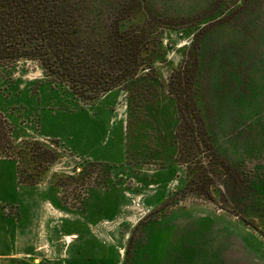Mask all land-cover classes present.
Segmentation results:
<instances>
[{"label":"rangeland","instance_id":"1","mask_svg":"<svg viewBox=\"0 0 264 264\" xmlns=\"http://www.w3.org/2000/svg\"><path fill=\"white\" fill-rule=\"evenodd\" d=\"M67 4L141 65L88 99L0 63V264H264V0Z\"/></svg>","mask_w":264,"mask_h":264},{"label":"trees","instance_id":"2","mask_svg":"<svg viewBox=\"0 0 264 264\" xmlns=\"http://www.w3.org/2000/svg\"><path fill=\"white\" fill-rule=\"evenodd\" d=\"M67 1L0 0V63L37 61L46 76L94 99L137 74L139 46L101 34L89 38L73 22Z\"/></svg>","mask_w":264,"mask_h":264},{"label":"crops","instance_id":"3","mask_svg":"<svg viewBox=\"0 0 264 264\" xmlns=\"http://www.w3.org/2000/svg\"><path fill=\"white\" fill-rule=\"evenodd\" d=\"M18 165L9 160L0 159V201L11 202L18 194Z\"/></svg>","mask_w":264,"mask_h":264}]
</instances>
